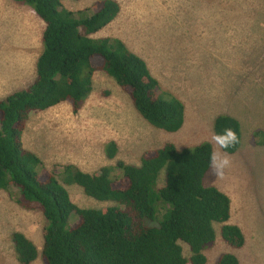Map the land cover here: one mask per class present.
Segmentation results:
<instances>
[{
	"label": "rangeland",
	"instance_id": "obj_1",
	"mask_svg": "<svg viewBox=\"0 0 264 264\" xmlns=\"http://www.w3.org/2000/svg\"><path fill=\"white\" fill-rule=\"evenodd\" d=\"M99 1L61 3L71 11L91 13ZM115 1L120 7L117 17L92 37L117 38L143 58L160 90L177 97L186 108L185 126L175 133L153 128L114 80L97 71L92 91L77 113L62 103L29 116L24 147L50 172L70 164L94 174L118 162L138 166L144 153L168 142L178 150L208 142L214 151V120L230 112L240 123V146L230 155L232 165L225 175L216 177L209 169L204 185L228 196L232 221L241 223L239 228L249 233L245 234L249 239L239 252L223 242L221 225L214 224V245L203 252L206 264H215L223 253L238 254L239 264H264V0ZM43 30V22L29 7L0 0V100L34 81ZM239 59L248 65L247 73L231 69L234 62L240 64ZM253 67L256 71L250 74ZM219 100L225 105L215 104ZM109 142L116 145L113 159L105 155ZM164 177L162 171L159 187ZM66 190L81 209L111 205L87 197L76 185ZM43 225L39 211L21 209L0 191V264H19L11 242L13 232L23 233L40 249ZM180 244L188 258V247ZM31 264H42L40 257Z\"/></svg>",
	"mask_w": 264,
	"mask_h": 264
},
{
	"label": "trees",
	"instance_id": "obj_2",
	"mask_svg": "<svg viewBox=\"0 0 264 264\" xmlns=\"http://www.w3.org/2000/svg\"><path fill=\"white\" fill-rule=\"evenodd\" d=\"M12 1L29 7L44 24L34 81L0 100V191L21 209L39 211L44 218L40 249L23 233H12L17 262L31 264L40 257L42 264H206L203 250L214 245V224L221 225L226 245L242 248L241 230L228 224V196L204 185L213 152L208 142L182 150L168 142L144 153L138 166L118 162L94 174L70 164L50 172L24 147L29 116L62 103L77 113L92 91L97 71L112 78L137 114L157 130L179 131L184 106L160 90L145 60L121 40L92 37L117 17L120 7L115 0H100L91 13L68 10L61 0ZM226 128L241 141L236 119L216 117L213 134ZM239 146L222 151L233 155ZM104 150L108 159L115 157L114 142ZM162 171L164 184L159 187ZM71 185L111 205L81 209L66 190ZM180 243L188 247V258ZM215 264L239 261L223 253Z\"/></svg>",
	"mask_w": 264,
	"mask_h": 264
},
{
	"label": "clouds",
	"instance_id": "obj_3",
	"mask_svg": "<svg viewBox=\"0 0 264 264\" xmlns=\"http://www.w3.org/2000/svg\"><path fill=\"white\" fill-rule=\"evenodd\" d=\"M211 139L216 147L210 155V169L216 177L222 178L226 170L232 165L231 156L226 151L222 150L233 148L239 144L240 141L235 131L231 128H226L221 134L214 133Z\"/></svg>",
	"mask_w": 264,
	"mask_h": 264
},
{
	"label": "crops",
	"instance_id": "obj_4",
	"mask_svg": "<svg viewBox=\"0 0 264 264\" xmlns=\"http://www.w3.org/2000/svg\"><path fill=\"white\" fill-rule=\"evenodd\" d=\"M237 25H238V23H237V21L235 22V26L237 27ZM234 26V27H235ZM248 34H249V31L246 33V38L248 37ZM236 38L238 39V37L236 36ZM39 56V55H38ZM38 58V57H37ZM6 61H8L7 60V58L5 59ZM13 60H15L16 61V59H14L13 58ZM37 61V60H36ZM239 63H240V59L239 60H237ZM36 64V63H35ZM232 70H234V72H236V73H238V74H240V73H247L248 71H249V68H248V65L247 66H243V63L241 62L240 64H236L235 62L233 63V67L231 68ZM255 68L253 67L252 69H251V71L249 72L250 74H253V73H255ZM213 93H214V91H212ZM228 94V93H227ZM211 96H216V95H214V94H211ZM177 98V97H176ZM178 99V98H177ZM215 104H217V105H225V101L224 100H219V101H216V103ZM221 115H228V116H231V117H233L232 115V113H230V112H224V113H222ZM185 118H186V108L184 107V123H183V126L182 127H184L185 126ZM234 119H235V117H233ZM240 124V123H239ZM183 149H185V147L183 148ZM232 210H233V206L230 204V221H229V224L230 225H234V226H237L238 228L240 227L241 228V223L240 222H238V221H236V222H233L232 221V219H233V216H232ZM239 228V229H240ZM242 229V228H241ZM240 229V230H241ZM242 231V234H243V237H244V246L242 247V248H240L238 251L240 252V250L241 249H243L244 247H245V245H246V243H247V239H249V235H245V234H249L246 230L245 231H243V230H241ZM238 251H236V253L238 252ZM238 254H235V256L238 258V256H237ZM239 261V260H238ZM207 262V261H206Z\"/></svg>",
	"mask_w": 264,
	"mask_h": 264
}]
</instances>
